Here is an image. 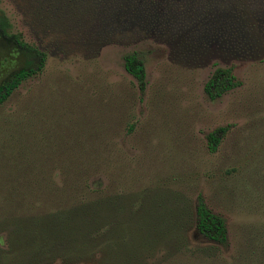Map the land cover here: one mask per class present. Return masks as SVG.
I'll return each mask as SVG.
<instances>
[{
	"label": "rangeland",
	"instance_id": "rangeland-1",
	"mask_svg": "<svg viewBox=\"0 0 264 264\" xmlns=\"http://www.w3.org/2000/svg\"><path fill=\"white\" fill-rule=\"evenodd\" d=\"M50 1L0 0L47 54L0 103V264H264V0ZM21 65L0 34V83ZM198 194L224 244L188 223Z\"/></svg>",
	"mask_w": 264,
	"mask_h": 264
},
{
	"label": "trees",
	"instance_id": "trees-1",
	"mask_svg": "<svg viewBox=\"0 0 264 264\" xmlns=\"http://www.w3.org/2000/svg\"><path fill=\"white\" fill-rule=\"evenodd\" d=\"M58 1V0H55ZM52 3V0L50 1ZM57 9V8H56ZM55 9V10H56ZM9 19L5 16L3 11L0 10V34L7 40L11 41L14 45V51L16 54L21 55L22 65L10 73L9 77L2 83H0V103L6 99V97L26 78L36 74L41 71L44 67L46 60V52L40 49L36 44L27 42L21 36V33H12L9 29ZM124 67L125 69L136 78L139 84L143 83L144 80V69L140 58L136 53H128L124 57ZM236 84L234 80V75L231 72L230 67H217L208 78L205 83V91L211 96L215 97L220 95L224 91L230 89ZM221 129L214 130L208 134V144L210 149L214 148L219 139V131ZM179 204V201H178ZM189 211L187 207V202L181 206L176 205V219L174 222L169 221L166 224V228L160 230L159 236L169 237L174 247L175 244L178 248H187V243L185 240V235L182 233V223L180 220L178 211L180 210ZM191 216H188L189 224L195 225L200 233L205 237L213 240L217 243L224 244L226 242V225L222 216L217 213L212 212L206 205L201 194H198L193 202V207L190 210ZM61 227V226H60ZM59 227V228H60ZM57 228V229H59ZM56 229V230H57ZM63 227L61 228L62 233ZM48 233L47 229H42L41 235ZM31 235V234H30ZM35 235V232L33 233ZM198 249L201 255L206 254V250L201 248ZM31 264H41L39 261L30 262Z\"/></svg>",
	"mask_w": 264,
	"mask_h": 264
}]
</instances>
